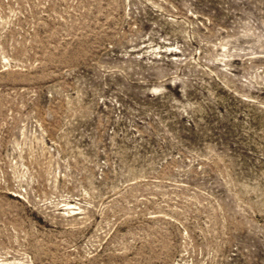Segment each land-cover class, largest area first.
I'll use <instances>...</instances> for the list:
<instances>
[{
  "label": "rangeland",
  "instance_id": "1",
  "mask_svg": "<svg viewBox=\"0 0 264 264\" xmlns=\"http://www.w3.org/2000/svg\"><path fill=\"white\" fill-rule=\"evenodd\" d=\"M0 264H264V0H0Z\"/></svg>",
  "mask_w": 264,
  "mask_h": 264
}]
</instances>
